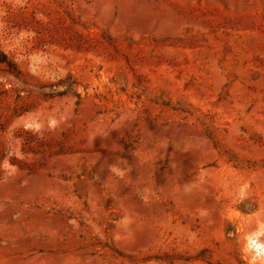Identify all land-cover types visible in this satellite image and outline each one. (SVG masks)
I'll return each mask as SVG.
<instances>
[{
	"label": "rangeland",
	"instance_id": "obj_1",
	"mask_svg": "<svg viewBox=\"0 0 264 264\" xmlns=\"http://www.w3.org/2000/svg\"><path fill=\"white\" fill-rule=\"evenodd\" d=\"M264 0H0V264H264Z\"/></svg>",
	"mask_w": 264,
	"mask_h": 264
},
{
	"label": "bare ground",
	"instance_id": "obj_2",
	"mask_svg": "<svg viewBox=\"0 0 264 264\" xmlns=\"http://www.w3.org/2000/svg\"><path fill=\"white\" fill-rule=\"evenodd\" d=\"M248 240L256 253L264 254V246L256 238L250 237Z\"/></svg>",
	"mask_w": 264,
	"mask_h": 264
}]
</instances>
